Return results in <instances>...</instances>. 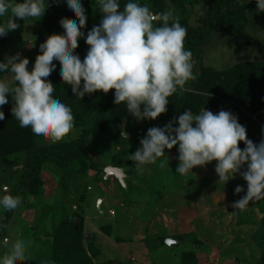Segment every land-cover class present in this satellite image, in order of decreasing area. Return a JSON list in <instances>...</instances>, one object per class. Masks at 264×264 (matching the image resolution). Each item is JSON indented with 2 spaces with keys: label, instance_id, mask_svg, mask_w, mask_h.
Segmentation results:
<instances>
[{
  "label": "rangeland",
  "instance_id": "1",
  "mask_svg": "<svg viewBox=\"0 0 264 264\" xmlns=\"http://www.w3.org/2000/svg\"><path fill=\"white\" fill-rule=\"evenodd\" d=\"M53 1L49 0V3ZM90 1L92 5L95 0ZM157 1H162L165 9L173 12L174 19L186 21L190 28L198 27L205 16L204 0H139L154 13ZM120 2L123 7L127 0ZM81 3L85 5L86 0ZM48 14L47 8L41 19H17L20 26L0 38V57L6 59L19 52L22 58L29 60V66H33L35 58L41 54L40 45L49 36L62 34L61 26L54 28L53 22H48ZM247 15L248 21L241 33H237L238 26L233 30L219 28L211 33L193 59L194 79L187 82L185 91L191 90L200 66L223 71L241 62H264V13L256 9L248 11ZM87 50L83 39L79 40L76 54L81 60ZM56 71H59L58 67ZM0 78L12 83L11 75ZM7 104L0 106V110L5 111ZM206 110L214 114L220 111ZM262 111L264 107L252 116V121L259 123L253 125L254 144L264 139V133L259 131V127H264L260 121ZM179 115L174 108L167 107L156 120L124 121L121 127L129 133L126 140L121 138V127L91 137L89 154L92 163L100 164L103 172L113 167L118 159L129 165V155L140 147L139 142L147 130L162 128ZM76 135L77 130L73 128L63 140H71ZM165 156L144 166L142 172L136 170L134 182L127 191L114 177L106 181L101 171L94 169L84 177L76 176L70 180L66 193L61 185L60 171L52 165H44L41 195L21 198L5 234L0 235V242L7 240L10 247L17 239L25 241L28 252L22 264L35 261L50 264L46 257L53 229L60 218L59 203L64 199L65 205L81 216L83 236L92 240L99 251L92 259L94 264H179L184 252L194 253L196 264H254L262 255L264 199L250 202L243 211L234 210L231 204L247 191V183L240 173L227 183H219L213 161L180 176L175 171L179 164L177 148L166 149ZM21 158L14 160L17 165ZM245 170L246 165L241 172ZM17 178L18 173L0 162V188L7 186V194H10ZM237 186L243 187L244 191L235 194ZM84 191L85 201L81 202ZM4 214L5 210L0 209V222ZM162 238L165 240L161 245ZM167 239H173L172 246L167 244ZM8 247L0 246V256L7 253Z\"/></svg>",
  "mask_w": 264,
  "mask_h": 264
},
{
  "label": "clouds",
  "instance_id": "2",
  "mask_svg": "<svg viewBox=\"0 0 264 264\" xmlns=\"http://www.w3.org/2000/svg\"><path fill=\"white\" fill-rule=\"evenodd\" d=\"M252 0H241L242 4ZM65 3L78 20L61 22L63 35H51L40 45L31 71L29 60L18 52L0 62V73L10 72L12 83L0 78V106L14 101L12 116L19 127L29 129L33 136L45 142L57 143L74 128V116L69 106L55 99V87L50 82L57 65L60 78L71 86L74 97L83 99L96 92L114 90V104L125 105L137 121L156 120L167 111L169 98L186 90L194 79L193 54L184 47L187 29L171 10L154 13L139 0H98L101 21L86 36L83 31L87 16L81 0H59ZM257 11L264 13V0H255ZM49 0H0V38L20 25L17 19L42 18ZM88 46L83 60L76 54L78 41ZM83 81V86L81 82ZM5 115L0 110V120ZM264 131V129H262ZM129 133L121 127V138ZM140 147L129 155L138 172L165 156V150L177 148L179 164L176 174L192 173L215 161L219 183L228 182L237 173L247 183L246 194L234 201V210H245L250 202L264 199V139L254 144L238 118L225 110L218 113L203 108L198 114L191 109L174 117L164 127H152L140 140ZM243 143L241 149L238 145ZM246 165V170L241 169ZM225 183V184H226ZM0 188V209L15 210L21 204L19 196ZM235 194L244 191L237 186ZM4 240L0 246L8 247ZM28 246L17 239L0 256V264H22L27 259Z\"/></svg>",
  "mask_w": 264,
  "mask_h": 264
},
{
  "label": "trees",
  "instance_id": "3",
  "mask_svg": "<svg viewBox=\"0 0 264 264\" xmlns=\"http://www.w3.org/2000/svg\"><path fill=\"white\" fill-rule=\"evenodd\" d=\"M91 3L92 1L86 0V4L83 5L87 16L83 29L85 36L94 25H98L101 21L102 13L98 0H95L92 5ZM155 4V13L167 11L162 1H157ZM256 9L255 0L246 4H242L241 0H204L205 16L198 27L190 28L186 21H179L187 29L184 40L185 49L192 52L194 59L197 51L204 46L214 30L223 27L233 30L238 26L237 33H241L248 21L247 12ZM48 10V22H53L52 27L54 28H59L63 20L78 23L65 3H56L55 0L49 3ZM48 33L51 35L50 32ZM83 44L88 47L84 40ZM4 60L5 58L0 57V62ZM57 67L59 71H56ZM56 68L50 81L55 87V99L71 108L77 135L71 140H62L57 143L35 138L29 129L19 127L18 121L12 116L11 108L14 101L9 97V103L3 111L5 118L0 120V162L4 167H10L18 173L15 187L10 192L12 196L20 198L26 195L33 198L40 196L44 189L41 169L46 164L60 171L61 185L67 193L70 180L76 176L84 177L94 169L97 172L101 171L100 164H93L91 161L89 154L91 137L118 130L124 121L135 120L126 111L125 105L114 104V90H110L107 94L96 92L92 95H85L83 99L74 97L71 86L65 85L60 78V66L57 65ZM31 69L32 66L28 65V70L31 71ZM4 75H11V73H0V77ZM81 86H83V81ZM190 89L183 92L178 91L171 96L167 107L174 108L180 114L185 109H191L194 114H198L203 108L230 112L246 128L247 138L254 143L253 125L259 123H254L252 116L260 113L264 107V62H241L223 71L209 66H200L199 75L192 82ZM261 114L260 121L264 123V111ZM262 129L264 127H259V131L264 133ZM127 146L130 147L128 142ZM238 146L241 149L245 147L243 143ZM19 157L22 158L20 164L17 165L14 160ZM112 166L123 170L125 188L119 183L118 185L127 191L129 185L134 182L133 176L136 171L134 163L129 161L127 165L118 159ZM101 175H104L103 171ZM100 179L103 181L102 177ZM80 200L85 201V191L81 193ZM65 203L64 199L59 203L60 218L53 229L46 260L50 264H94L92 259L98 256L99 251L92 240L88 241L83 236L81 216L72 212ZM13 213L14 210H5L4 218L0 222V235L5 234ZM75 218L78 221L77 226L74 224ZM164 240V238L160 239L161 245L164 244ZM84 242L87 243L86 246ZM32 264H40V261ZM179 264H196L194 253H182ZM254 264H264V239L262 255Z\"/></svg>",
  "mask_w": 264,
  "mask_h": 264
},
{
  "label": "water",
  "instance_id": "4",
  "mask_svg": "<svg viewBox=\"0 0 264 264\" xmlns=\"http://www.w3.org/2000/svg\"><path fill=\"white\" fill-rule=\"evenodd\" d=\"M104 176H105L104 177L105 179H108L109 177H114L118 181V183L121 185V187L125 188V182H124L125 175L122 169L115 168V167H108L104 170ZM77 222L78 221L75 218L74 219L75 226L78 225ZM173 242H174L173 239H167V244L169 246H172Z\"/></svg>",
  "mask_w": 264,
  "mask_h": 264
},
{
  "label": "flooded vegetation",
  "instance_id": "5",
  "mask_svg": "<svg viewBox=\"0 0 264 264\" xmlns=\"http://www.w3.org/2000/svg\"><path fill=\"white\" fill-rule=\"evenodd\" d=\"M106 181H107V179H106ZM117 181V180H116ZM118 183V182H117Z\"/></svg>",
  "mask_w": 264,
  "mask_h": 264
}]
</instances>
